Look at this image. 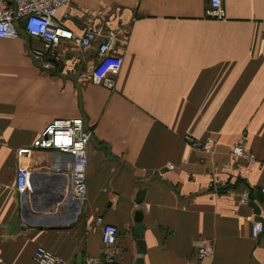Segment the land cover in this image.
<instances>
[{
    "label": "crops",
    "instance_id": "obj_1",
    "mask_svg": "<svg viewBox=\"0 0 264 264\" xmlns=\"http://www.w3.org/2000/svg\"><path fill=\"white\" fill-rule=\"evenodd\" d=\"M221 1L224 19L204 16L206 0H72L54 17L74 32L99 31L88 46L61 42L59 67L31 53L42 41L22 28L0 38V264H32L37 244L55 264H84L100 254L97 216L117 226L115 260L127 264L137 256L142 264H264V228L251 236L261 220L239 197L255 199L260 187L264 223V0ZM107 33L121 58L113 88L89 78ZM72 116L92 128L79 211L67 195L66 157L15 154L51 119ZM207 139L209 149L195 143ZM238 140L255 157L239 175L225 165ZM17 165L60 195L51 209L23 216ZM207 244L211 252L198 257L195 247Z\"/></svg>",
    "mask_w": 264,
    "mask_h": 264
},
{
    "label": "built area",
    "instance_id": "obj_2",
    "mask_svg": "<svg viewBox=\"0 0 264 264\" xmlns=\"http://www.w3.org/2000/svg\"><path fill=\"white\" fill-rule=\"evenodd\" d=\"M71 1L0 0V38L16 36L20 24L24 32L42 41L40 46L31 49V53L41 59L46 58L48 55L56 57V48L63 41L79 47L90 45L98 35V29L86 25L82 31L74 32L54 17L57 7ZM204 16L224 19L226 14L222 1L206 0ZM113 41L114 35L108 33L97 41L98 58L89 72L91 82L106 88L114 87L115 76L121 64L120 56L113 53ZM91 136L92 128L85 126L80 116L56 117L38 131L30 144L18 147L15 154L17 158L28 157L32 148H41L55 151L58 155L66 157L68 160L66 176L70 187L69 195L77 202V211H79L85 196L84 167L87 162V145ZM195 143L203 149H209L212 145L211 140L208 139L195 141ZM228 153L231 162H226L225 165L232 166L236 174L247 172L251 163L255 161L253 153L245 147L243 140L233 143ZM241 157L248 164H241L243 169L238 163V159ZM168 165L171 166V164ZM30 173L31 168L29 166H16L14 188L17 192L21 193L29 188ZM239 197L243 201L250 198L248 191H242ZM96 221L100 225V254L98 256H87L84 259V264H127L115 260L113 247L116 242L117 226L111 222H103L101 216H97ZM261 228L260 221H252L250 226L251 236L256 237ZM210 252L211 247L209 244L195 247V253L198 257L208 255ZM30 258L32 264H55L58 261V256L41 244H37L33 248Z\"/></svg>",
    "mask_w": 264,
    "mask_h": 264
},
{
    "label": "water",
    "instance_id": "obj_3",
    "mask_svg": "<svg viewBox=\"0 0 264 264\" xmlns=\"http://www.w3.org/2000/svg\"><path fill=\"white\" fill-rule=\"evenodd\" d=\"M47 60L53 62L55 65H57L59 67V61L52 55H48L46 57ZM36 174H30L29 176V188L25 189L23 192L20 193V198H21V203H22V207H23V216L25 218H29L30 213H36L39 212L40 210H43L44 208L46 210H49L51 208H49L48 205L54 204L60 197L59 194H53L51 193L48 189L43 188L42 186H39V184H37V182L33 179V176H35ZM43 175V174H41ZM45 176V175H43ZM260 187L256 186V192H255V199L250 198L247 201L248 206L251 207L252 209V213L253 219H259L261 220V223L263 222V220L258 216L259 213V206L256 202L259 201L261 199V192H260ZM68 195L70 194V187L68 186ZM143 193V189H138L135 193V201H139L141 198V195ZM28 196L29 198V203H30V208H27L25 199ZM133 218L136 221V224L134 226V230L135 232H140L141 229L143 228V224L140 222V218H141V214L140 211L138 209H135L133 212ZM34 219V218H33ZM262 227L264 228V223H262ZM136 243L139 245L141 251H144L145 246H144V242L141 238H137L136 239ZM135 262L136 264H142V256H137L135 258Z\"/></svg>",
    "mask_w": 264,
    "mask_h": 264
},
{
    "label": "rangeland",
    "instance_id": "obj_4",
    "mask_svg": "<svg viewBox=\"0 0 264 264\" xmlns=\"http://www.w3.org/2000/svg\"><path fill=\"white\" fill-rule=\"evenodd\" d=\"M237 142V141H236ZM236 142H234V143H236ZM244 142V141H243ZM245 143V142H244ZM233 144V143H232ZM231 144V145H232ZM245 147H246V143H245ZM250 151V150H249ZM226 163V162H225ZM239 163V162H238ZM242 163H243V165H248L247 163H245L244 162V160H243V158H242ZM240 164V163H239ZM243 165H241L240 167L243 169ZM244 173H246V172H244ZM241 174H243V172H241ZM239 175V174H238Z\"/></svg>",
    "mask_w": 264,
    "mask_h": 264
},
{
    "label": "trees",
    "instance_id": "obj_5",
    "mask_svg": "<svg viewBox=\"0 0 264 264\" xmlns=\"http://www.w3.org/2000/svg\"><path fill=\"white\" fill-rule=\"evenodd\" d=\"M19 28H21V27H20V24H19Z\"/></svg>",
    "mask_w": 264,
    "mask_h": 264
},
{
    "label": "bare ground",
    "instance_id": "obj_6",
    "mask_svg": "<svg viewBox=\"0 0 264 264\" xmlns=\"http://www.w3.org/2000/svg\"><path fill=\"white\" fill-rule=\"evenodd\" d=\"M258 235V234H257Z\"/></svg>",
    "mask_w": 264,
    "mask_h": 264
}]
</instances>
